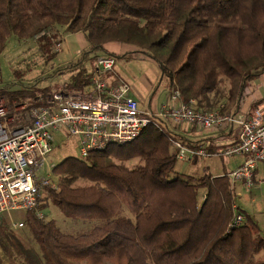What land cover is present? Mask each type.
<instances>
[{"label":"trees","instance_id":"obj_1","mask_svg":"<svg viewBox=\"0 0 264 264\" xmlns=\"http://www.w3.org/2000/svg\"><path fill=\"white\" fill-rule=\"evenodd\" d=\"M56 26L82 32L87 42L76 61L60 68L72 70L66 89L87 86L85 63L109 53L108 43L153 60L160 82L205 111L236 112L248 83L264 74V0H0V53L11 35L36 36L48 57L57 35L47 34ZM225 81L226 96L218 87ZM6 87L0 96L10 107L34 96L31 88ZM157 122L129 143L55 163L57 187L45 189L41 200L64 218L89 222L87 228L62 231L37 214L42 202L25 212L33 241L26 246L0 215V249L9 264H264V234L235 205L227 172L212 176L203 168L196 181L178 172L170 139L202 141L184 138L163 118ZM135 158L137 164L125 165ZM78 179L87 183L75 185ZM234 205L244 220L227 231Z\"/></svg>","mask_w":264,"mask_h":264},{"label":"built area","instance_id":"obj_2","mask_svg":"<svg viewBox=\"0 0 264 264\" xmlns=\"http://www.w3.org/2000/svg\"><path fill=\"white\" fill-rule=\"evenodd\" d=\"M54 45L53 50L57 51L59 43ZM114 63L111 54L97 55L83 90L63 86L54 89L44 99H38L40 104L29 106L26 123L11 125L13 118H6L8 111L0 99V215L13 210H37L45 189L57 187L55 163L48 160L54 148L55 131L72 137L76 155L86 157L109 145L133 141L149 124L159 127L158 117L174 128L187 123L197 129L231 131L233 140L220 150H210L208 142L192 145L175 137L170 141L180 161H191L211 152L241 155L242 162L227 173L230 183L241 181L246 187L260 184L263 179L255 181V171L259 164L264 166V97L246 112L205 111L192 98L185 102L179 90L173 89L157 112L142 110L129 94L127 82L108 81ZM39 211L37 214L41 216ZM243 220V214L234 205L227 231ZM22 224V221L14 223L17 227Z\"/></svg>","mask_w":264,"mask_h":264},{"label":"rangeland","instance_id":"obj_3","mask_svg":"<svg viewBox=\"0 0 264 264\" xmlns=\"http://www.w3.org/2000/svg\"><path fill=\"white\" fill-rule=\"evenodd\" d=\"M56 27L58 28L50 30L47 34L53 35L55 33V35H57L50 37V41L52 42L50 49L52 52H50L48 57L38 48L36 36L33 38L18 39L14 35H11L6 40L5 47L0 53V86L4 87L7 85L4 89L9 91L31 88L34 94L32 99L26 98L23 102H12L11 107L8 106L7 101L0 96V99L3 100V103L8 111L6 118H13L11 125L26 123L29 119V106L40 102L41 99H44L41 96V92H45L43 94L50 93L54 89L56 90L63 85V82L58 83L62 81L64 76H66V73H64L66 70L60 69L62 65L66 64L70 60L76 61L80 57V44L76 37L73 38V36H70L69 33H65L63 28H61L63 26ZM56 37L59 39L58 43H60L57 51L53 50L55 46L54 44H56L54 42L57 41L55 40ZM262 80H264V76L249 82L247 87L249 88L250 86L251 90H258L262 92ZM160 87L164 88V82L160 84ZM218 87L226 96L228 82L225 81ZM212 97L213 94H210V98ZM39 98H41L40 101L38 100ZM222 102L224 101L221 100L220 103ZM140 109L148 110L145 102L141 101ZM213 109L215 110L217 107H214ZM214 129L218 128L202 129L199 134L208 132L211 133ZM54 136V148L52 153L49 155L48 160L58 163L66 156L76 155L74 139L72 137L67 136L62 131H55ZM226 142V137L216 138V140H213L212 144L208 147L220 150ZM234 156L237 157V155L227 156L223 154H213L211 152L207 156L197 158V162L196 160H192V162L177 160L175 168L182 172H187L191 175V177H193L194 181H196L197 178H200L203 174L202 168L210 173H223L232 170L237 166L238 162L236 160L237 158H234ZM138 162L139 160L135 158L126 161L125 165L133 166ZM57 177L58 176L55 175V179H57ZM85 183H87L86 180L78 179L74 184L83 185ZM233 184L230 185L235 195V201L237 199V202L241 206L239 208H242V210L255 221L258 227L260 226V232L264 234V178L259 185L254 184L251 187L244 186L241 181H235ZM251 197L254 199L252 200ZM42 202L43 201L41 200V203ZM43 203L45 205L44 208H41L39 211L40 215L46 220L54 219L62 231L73 232L83 230L88 227L89 222L87 221L83 222L64 218L63 214L56 206L51 204L49 200H46ZM1 215L5 218L9 229L19 238L20 241H22L26 246L33 244L25 226L24 211L13 210L10 214ZM19 221H22V226H15L14 223ZM0 256L3 264H9L7 256L1 249Z\"/></svg>","mask_w":264,"mask_h":264},{"label":"crops","instance_id":"obj_4","mask_svg":"<svg viewBox=\"0 0 264 264\" xmlns=\"http://www.w3.org/2000/svg\"><path fill=\"white\" fill-rule=\"evenodd\" d=\"M65 33H68V32H65ZM69 34L70 36H73V38L76 37V39L79 41V44H80L79 54H80L81 51L85 49L87 46V42L84 38V34L82 32H74V33H69ZM105 48L107 52L113 53L115 55L125 54L124 56L120 55V57L114 58L115 63H114L113 74L107 75L108 81L114 82L117 80H124L129 85V94L138 101V104L140 107H141V101H142L146 103V107L149 111L157 112L161 104L172 93V89H170L169 86H167L165 83H164V88L160 87V84L163 83V81L161 82L159 81L160 71H159L157 64L153 60L149 59L148 57H146L144 54L140 52H130L132 51V46H129V45L119 44V43H108L106 44ZM109 53H106V54H109ZM74 61L75 60H70L66 64H63L62 66H67L68 64ZM92 65H93V62L85 63V66L88 69V71L90 70ZM64 70H66L64 71V73H66V76H64L62 81L58 83H61V82L64 83V81L66 82L72 73V70L70 69H64ZM263 76L264 75L262 74L258 78H261ZM262 86H263L262 92L258 90L253 91L251 90L250 86L249 88L246 87L244 90L245 97L240 101L239 107L237 108L236 112H246L251 107V105L255 104L259 99L263 98L264 97V80H262ZM175 129L184 138L190 139V140L201 139L202 141L201 143L212 142L213 140H216V138H225V137L227 140L226 143H229L233 140L232 132L226 129H221V128L214 129V131H212L211 133L208 132L204 134H199L202 131V129H197L194 126H191L187 123H181L179 126H176ZM222 133H227V136H222L221 135ZM234 158H237L236 159L238 161L237 166L243 160V156L241 155H237V157L234 156ZM189 162H192V160ZM177 171L182 172L180 170H177ZM229 171H227V173ZM182 173H187V172H182ZM210 174L212 176H218V175H221L222 173L215 172V173H210ZM263 178H264V166L262 164H259L255 171V181H257L258 179H263ZM251 199L253 200L254 198L251 197ZM235 205L238 206V208L241 207L239 203L237 202V199L235 201ZM239 209H242V208H239Z\"/></svg>","mask_w":264,"mask_h":264}]
</instances>
